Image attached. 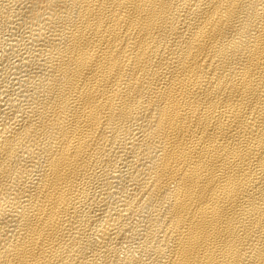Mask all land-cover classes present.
I'll list each match as a JSON object with an SVG mask.
<instances>
[{"label":"bare ground","instance_id":"bare-ground-1","mask_svg":"<svg viewBox=\"0 0 264 264\" xmlns=\"http://www.w3.org/2000/svg\"><path fill=\"white\" fill-rule=\"evenodd\" d=\"M0 264H264V0H0Z\"/></svg>","mask_w":264,"mask_h":264}]
</instances>
